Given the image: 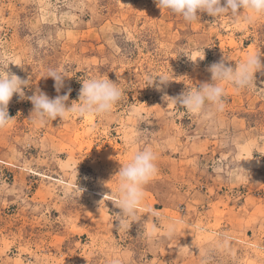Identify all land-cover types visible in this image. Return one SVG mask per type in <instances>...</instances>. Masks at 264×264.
<instances>
[{"label":"rangeland","instance_id":"1","mask_svg":"<svg viewBox=\"0 0 264 264\" xmlns=\"http://www.w3.org/2000/svg\"><path fill=\"white\" fill-rule=\"evenodd\" d=\"M199 15L188 23L155 0H0V54L29 81L0 131V264H264V69L250 90L226 86L223 112L170 100L211 83L214 63L264 64V18ZM50 69L66 76L59 92ZM97 75L122 88L110 114L33 123L28 97L68 94L71 106ZM145 147L158 173L142 207L160 215L138 210L118 230L114 176Z\"/></svg>","mask_w":264,"mask_h":264},{"label":"clouds","instance_id":"2","mask_svg":"<svg viewBox=\"0 0 264 264\" xmlns=\"http://www.w3.org/2000/svg\"><path fill=\"white\" fill-rule=\"evenodd\" d=\"M155 2L162 12L167 10L182 17L188 23L199 20V14L204 12L216 19L225 15L239 18L241 12H246L247 15L243 19L248 23H252L258 18H264V0H224L223 4L222 0H155ZM12 64L14 63L11 57L0 54V131L14 124V118L8 112V105L14 94H19L21 98H24L23 89L29 84L28 80L21 79L10 72L9 65ZM262 69H264V64L256 55H248L243 61L236 63L235 68L226 65L222 60L208 68L212 74L211 83H202L195 89L189 88L175 98L165 97L170 98L172 103L179 104L193 115L206 114L211 111L223 112L225 109L224 97L227 95L226 86H232L237 92L250 90L253 86L255 73ZM47 77H52L55 80L54 86L59 92L66 76L56 69H50ZM155 81H150L149 85H153ZM170 81L172 80L167 76L159 77L160 85ZM157 88L159 89V85ZM122 96L123 91L118 83L104 78L102 75H97L82 82L78 101H72L71 106L66 103L69 99L68 94L58 95L51 99L45 93L38 91L28 99L34 105V110L31 113L35 116L33 123L44 125L49 119L56 120L58 118L63 123L70 116L81 118L107 116L112 112L114 105L122 99ZM157 160V154L151 147L133 150L130 158L122 164L118 174L114 176L118 179L115 189H111L112 201L121 210L117 219L118 230L126 228L130 220H135L138 210H146L156 216L160 215L150 207H142L146 199V185L158 173ZM81 192L83 189L74 187L72 194L79 198ZM181 223L183 221L168 224L163 234L171 239L177 234L178 226ZM155 235L156 229L154 228L149 233V238L151 239Z\"/></svg>","mask_w":264,"mask_h":264},{"label":"bare ground","instance_id":"3","mask_svg":"<svg viewBox=\"0 0 264 264\" xmlns=\"http://www.w3.org/2000/svg\"><path fill=\"white\" fill-rule=\"evenodd\" d=\"M109 154V153H108ZM108 156V155H107Z\"/></svg>","mask_w":264,"mask_h":264}]
</instances>
